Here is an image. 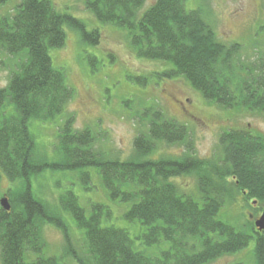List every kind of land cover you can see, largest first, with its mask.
<instances>
[{
	"label": "trees",
	"instance_id": "trees-1",
	"mask_svg": "<svg viewBox=\"0 0 264 264\" xmlns=\"http://www.w3.org/2000/svg\"><path fill=\"white\" fill-rule=\"evenodd\" d=\"M10 1L0 0V7ZM146 1L83 3L101 24L125 30L138 58L171 65L151 77L180 76L222 109L241 107L264 116V56L242 62L240 44L218 40L200 9H186V0H154L140 12ZM66 28L77 31L86 44L99 42L97 29L88 30L51 0H20L0 14V52L15 58L8 82L0 88V179L10 182V210L0 206L1 264H59V256L46 253L45 225L61 231L63 251L77 264H208L242 250L251 238L255 264H264V231L254 226L256 218L248 219L240 231L218 218L222 206L238 195L255 205H248L250 209L264 211V136L242 129L223 131L221 157L200 159L192 153L187 125L152 106L139 115L146 130L135 136L133 154L126 160L104 157L93 150L90 129L74 128L75 115L66 112L74 89L67 84L65 70L51 62L49 51L65 44ZM147 79L142 76L143 82ZM57 118L62 120L54 146L57 159L51 161L39 157L31 126ZM160 144L185 148L178 158L152 159ZM87 167L97 168L111 199L131 203L123 216L143 226L140 237L145 245L166 244L160 255L135 249L127 230L103 225L109 211L102 204H92L86 216L72 192L59 198L60 209L32 193L31 178L46 169L79 171L84 180L89 177ZM180 175L195 176L199 201L182 194L171 181ZM62 213L83 231L80 252L73 247Z\"/></svg>",
	"mask_w": 264,
	"mask_h": 264
},
{
	"label": "rangeland",
	"instance_id": "rangeland-1",
	"mask_svg": "<svg viewBox=\"0 0 264 264\" xmlns=\"http://www.w3.org/2000/svg\"><path fill=\"white\" fill-rule=\"evenodd\" d=\"M19 1L11 0L0 7V14L8 12ZM51 1L57 10L82 20L88 30L99 31V42L93 46L82 42L77 31L66 28L65 44L49 51L52 65L65 70L67 84L74 89L66 112L74 113V128L92 131L95 136L93 150L97 153L106 158L128 159L133 154L135 136L146 130V121L140 122L139 115L144 111L142 109L152 106L160 107L166 114L187 125L192 153L200 159L216 161L221 157L219 137L223 131L242 129L264 136V116L260 113L248 112L241 107L222 109L206 101L180 76L169 80L151 77L152 73L161 72L171 65L138 58L127 40L125 30L101 24L85 8L83 0ZM153 1L147 0L140 12ZM185 7L187 10L200 9L218 40L240 44L242 62L250 64L264 56V0H186ZM90 56H95L96 60L90 59ZM14 64L15 58L0 52V88L6 86ZM142 76L148 79L143 82ZM61 122V118H57L31 126L39 157L51 161L57 159L54 146ZM184 148L183 144H160L150 157L178 158ZM85 171L89 177L81 180L79 171L46 169L31 178L32 193L37 199L60 209L59 198L68 191L72 192L78 197L86 216L90 214L92 204H102L109 211L108 217L102 218L103 225L127 230L135 249L152 256L160 255L166 244L145 245L140 237L143 226L138 221L130 222L124 218V212L131 203L110 198L97 174V168L87 167ZM171 181L182 194L199 201L194 175L172 177ZM9 187L10 182L2 176L0 199L8 197ZM248 205L255 206L249 201ZM248 205L238 195L235 202L222 206L218 218L239 231L245 230L246 221L262 213L261 209L254 211ZM249 212L252 214L250 218ZM62 214L70 227L73 247L80 252L85 244L83 231L75 226L68 214ZM246 232L253 236L252 232ZM43 238L46 253L59 256V264H77L71 255L64 253L66 243L59 229L45 225ZM254 243V238H251L242 250L221 256L208 264H255Z\"/></svg>",
	"mask_w": 264,
	"mask_h": 264
},
{
	"label": "water",
	"instance_id": "water-1",
	"mask_svg": "<svg viewBox=\"0 0 264 264\" xmlns=\"http://www.w3.org/2000/svg\"><path fill=\"white\" fill-rule=\"evenodd\" d=\"M0 206L6 211L10 210V204L7 197H3L0 199ZM254 226L259 230L264 231V211L256 218V221H254Z\"/></svg>",
	"mask_w": 264,
	"mask_h": 264
},
{
	"label": "flooded vegetation",
	"instance_id": "flooded-vegetation-1",
	"mask_svg": "<svg viewBox=\"0 0 264 264\" xmlns=\"http://www.w3.org/2000/svg\"><path fill=\"white\" fill-rule=\"evenodd\" d=\"M184 112H186V111L184 110Z\"/></svg>",
	"mask_w": 264,
	"mask_h": 264
}]
</instances>
